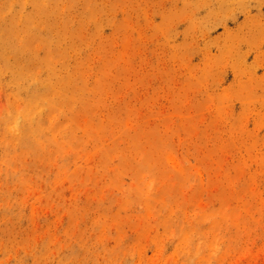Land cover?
Masks as SVG:
<instances>
[{
  "label": "rangeland",
  "instance_id": "obj_1",
  "mask_svg": "<svg viewBox=\"0 0 264 264\" xmlns=\"http://www.w3.org/2000/svg\"><path fill=\"white\" fill-rule=\"evenodd\" d=\"M0 264H264V0H0Z\"/></svg>",
  "mask_w": 264,
  "mask_h": 264
}]
</instances>
